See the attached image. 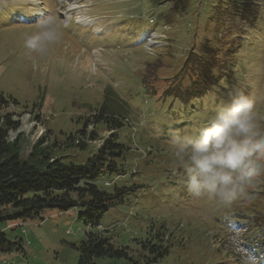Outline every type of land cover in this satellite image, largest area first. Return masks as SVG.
<instances>
[{"label":"rangeland","instance_id":"rangeland-1","mask_svg":"<svg viewBox=\"0 0 264 264\" xmlns=\"http://www.w3.org/2000/svg\"><path fill=\"white\" fill-rule=\"evenodd\" d=\"M234 1L188 0L191 6L180 13L181 0H0V94L17 102L15 109L10 106L9 110L20 120L18 131L10 132V138L22 134L25 157L45 130L52 131L48 143L55 137L62 141L81 129L78 118H88L89 108L99 106L104 89H114L128 106L127 119L117 130L118 140L131 153L126 177L117 175L109 182L139 186L124 204L109 208L93 229L79 219L77 209H44L42 220H18L20 227L16 220L0 222L7 239H22L23 248L22 252H1L0 264H76V248L92 230L104 236L109 231L111 239L132 252L138 249L133 239L144 240L148 226L157 229L160 224L184 236L185 243L150 264H248L250 257L256 264H264V182L233 205L237 210L231 215L233 220L218 222L228 217L221 209L224 205L192 198L184 187L182 169L171 157L173 132L203 121L210 104L227 99L233 87L253 98L264 125V0H251L254 9L243 17L244 27L231 13ZM71 4L97 18L107 33L97 35L94 28L75 23L65 27L61 12ZM43 8L53 12L51 16L62 26V37L40 55L25 48L24 39L36 31L41 20L36 15ZM18 14L25 23L12 20ZM152 28L150 35L138 33ZM147 36L154 44L146 48L142 42ZM92 48L101 52L95 72ZM213 49L218 50L216 59ZM200 60L211 62L209 68L199 64ZM226 71L204 97L186 103L161 97L174 86L184 88L196 76L213 82ZM145 79L153 93L145 89ZM91 129L87 128V133ZM98 134L102 139L109 136L103 130ZM95 148L91 143L89 151ZM59 154L79 164L89 152L65 148ZM106 179L102 175L97 183ZM256 204L262 217L257 224L250 221L253 212L244 209ZM240 210L246 224L235 221ZM230 221L235 222L234 227L228 226ZM241 242L250 245L244 249ZM95 264H123V260L98 258Z\"/></svg>","mask_w":264,"mask_h":264},{"label":"trees","instance_id":"trees-1","mask_svg":"<svg viewBox=\"0 0 264 264\" xmlns=\"http://www.w3.org/2000/svg\"><path fill=\"white\" fill-rule=\"evenodd\" d=\"M181 2L184 5H179L178 11L184 13L191 6V2ZM234 3L231 13L239 17L241 26L244 27L243 17L254 9L255 4L251 0H235ZM174 12H177L175 6ZM217 51L212 50L213 59L217 58ZM209 63L211 62L203 60L199 62L206 69L209 68ZM199 64L196 67L200 68ZM201 73L207 74V70ZM226 73L227 71L222 72L213 82L204 76H196L184 88L174 86L173 89L164 91L161 97L174 95L175 99H180L183 103L193 97L201 98ZM143 84L149 91L146 79ZM11 105L16 106L17 102L7 100L0 94V222L16 220L19 223L18 220L35 218L42 220L44 209L65 212L77 209L79 219L93 229L99 226L100 218L109 208L124 204L127 196L136 193L139 186L134 184L105 187L97 183L102 175L108 179L126 175V160L131 153V149L120 143L117 136V130L127 119L128 106L113 90H104L101 104L97 108H90L92 111L88 118H78L82 126L80 130L64 136L62 141L55 137L50 143L48 140H51L52 131L45 130L26 157L23 155L22 134L18 132L14 138H10V132L16 131L20 126L15 112L9 110ZM37 118L35 115V119ZM89 127L92 129L87 133ZM101 130L110 135L102 139L98 134ZM100 139L103 141L101 146L89 151L90 144ZM65 148L88 151L89 154L84 163L76 164L67 159L68 155L59 154ZM256 208L257 204L253 208H244L253 212L254 216L250 221L255 224L262 221ZM242 210L238 218L241 221L246 218ZM233 212L237 213V210L234 209ZM246 221L248 220L245 219L244 222ZM145 235L144 240L133 239L138 249L131 252L128 246L118 245L111 239L109 231L104 236L101 231L92 230L76 248V264H95L98 258L122 259L123 264H150L167 256L175 246L185 243L184 236L176 235L163 224L157 229L148 226ZM21 241L20 238L14 242L8 240L5 231L0 230V253L22 252Z\"/></svg>","mask_w":264,"mask_h":264},{"label":"clouds","instance_id":"clouds-1","mask_svg":"<svg viewBox=\"0 0 264 264\" xmlns=\"http://www.w3.org/2000/svg\"><path fill=\"white\" fill-rule=\"evenodd\" d=\"M62 26L54 16L37 22L36 31L26 35L24 47L44 55L49 45L62 37ZM203 121L175 131L171 157L182 169L187 193L230 206L264 182V125L253 98L233 87L227 99L213 101ZM248 264H256L249 258Z\"/></svg>","mask_w":264,"mask_h":264},{"label":"bare ground","instance_id":"bare-ground-1","mask_svg":"<svg viewBox=\"0 0 264 264\" xmlns=\"http://www.w3.org/2000/svg\"><path fill=\"white\" fill-rule=\"evenodd\" d=\"M72 10L78 11L79 10V7L76 4L75 5L74 4H71L70 7H69V9H68V11H72ZM38 14L40 16V13H38ZM70 18H71L70 13H67V16H66L67 21H69ZM76 19H77L78 23H80L83 26H88L89 27V26H92L94 24V20L93 19L90 20L87 17L78 16V17H76Z\"/></svg>","mask_w":264,"mask_h":264}]
</instances>
